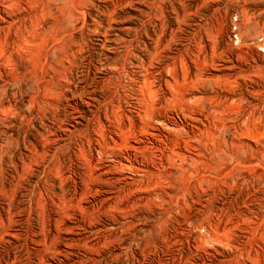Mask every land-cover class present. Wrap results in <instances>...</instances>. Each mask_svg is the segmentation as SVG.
<instances>
[{
	"label": "rangeland",
	"instance_id": "1",
	"mask_svg": "<svg viewBox=\"0 0 264 264\" xmlns=\"http://www.w3.org/2000/svg\"><path fill=\"white\" fill-rule=\"evenodd\" d=\"M38 1L0 0V264H264V0Z\"/></svg>",
	"mask_w": 264,
	"mask_h": 264
},
{
	"label": "bare ground",
	"instance_id": "2",
	"mask_svg": "<svg viewBox=\"0 0 264 264\" xmlns=\"http://www.w3.org/2000/svg\"><path fill=\"white\" fill-rule=\"evenodd\" d=\"M32 1H33V0H32ZM39 1H40V0H39ZM39 1H38V2H39ZM34 2H35V1H34ZM34 2H33V3H34ZM43 2H44V1H43ZM44 3H45V2H44ZM34 4H35V3H34ZM34 4H33V6H34ZM36 6L38 7V5H36ZM37 7H36V8H37ZM33 9H35V8H33ZM37 12H38V11H37ZM36 16H37V13H36ZM29 18H30V17H29ZM35 18H36V17H35ZM31 20H32V19H31ZM25 22H26V21H25ZM28 23H29V22H27V25H28ZM31 23H32V21L30 22V24H31ZM36 24H38V23H36ZM31 25H32V24H31ZM34 25H35V23H34ZM15 27H16V26H15ZM32 28L34 29L33 26H32ZM9 29H10V28H9ZM30 29H31V28H30ZM19 30H20V29H19ZM28 30H29V28H28ZM14 31H15V30H14ZM28 32H29V31H28ZM38 32H39V31H38ZM32 33H33V32H32ZM30 34H31V32H30ZM10 35H11V34H10ZM6 36H8V34H6ZM28 36H29V35H28ZM31 36L33 37L34 35L31 34ZM8 60H10V59H8ZM79 204H80V203H79Z\"/></svg>",
	"mask_w": 264,
	"mask_h": 264
}]
</instances>
